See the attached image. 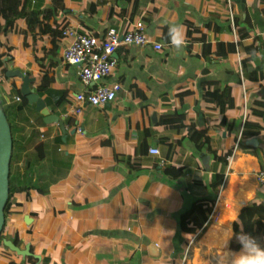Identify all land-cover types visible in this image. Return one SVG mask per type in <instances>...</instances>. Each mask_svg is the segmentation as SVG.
I'll return each instance as SVG.
<instances>
[{"label":"crops","instance_id":"crops-1","mask_svg":"<svg viewBox=\"0 0 264 264\" xmlns=\"http://www.w3.org/2000/svg\"><path fill=\"white\" fill-rule=\"evenodd\" d=\"M31 7L46 11V28L73 25L100 39L110 28L125 33L142 20L152 43L162 49L120 46L114 55L117 65L102 81L121 85L116 99L75 114L70 107L74 95L90 87L82 82L79 66L63 61L69 39L62 32L29 37L27 47L43 49L37 69L32 63L26 67L37 71L31 75L36 77L32 87L48 73L52 93L42 97L75 132L64 141L59 125L46 124L25 101L18 103H24L23 109L11 111L15 151L27 157L26 181L32 186L30 198L21 192L25 204L16 199L21 193L12 200V207L25 208L22 218L12 216L18 223L13 237L20 233L19 247L28 252L2 248L0 264H210L212 251L219 257L238 252L231 240L222 242L223 232L230 227L234 233L240 210L264 193L256 180L258 190H244L251 170L256 175L264 168V116L251 112L253 102L264 97V0H41ZM171 24L182 26L180 49L171 44ZM24 25L25 20L19 21L8 38L2 37L0 49L12 58L8 69L24 71L14 65L20 61L14 55ZM219 43L224 51L231 44L236 50L218 59ZM19 80L0 76L7 111L16 104L15 94H21ZM226 88L232 99L226 110L206 101V91ZM69 117H74L71 124ZM164 117L171 118L169 123ZM207 137L210 142L199 146ZM235 146L232 162L224 165L220 157L233 154ZM151 147L161 155L150 154ZM167 165L185 168V175L168 177ZM221 172L225 181L219 192L213 182ZM200 199L216 201L204 226L188 233L181 215ZM226 203L229 215L223 213ZM151 243L158 254L151 253ZM202 248L207 249L203 256Z\"/></svg>","mask_w":264,"mask_h":264},{"label":"trees","instance_id":"trees-1","mask_svg":"<svg viewBox=\"0 0 264 264\" xmlns=\"http://www.w3.org/2000/svg\"><path fill=\"white\" fill-rule=\"evenodd\" d=\"M33 1H41V0H0V48L3 45L2 37H9L10 34H12L16 28L17 24L21 20H25V25L23 28L20 29V33L24 38V42L28 44V39L30 36H32L33 39H37L38 35H45L47 33L51 35H58L61 34L64 25L60 26L57 29H51L50 27L46 28V25L43 24V18L42 14L46 13L40 8H32V2ZM223 43L218 44V48L216 50V56L218 59L227 57L230 52H234L236 50L235 45L231 44L228 47L229 51L223 50ZM9 56L7 53L2 52L0 49V76L8 78L6 75V71L8 70V61L4 62V57ZM39 59V58H38ZM40 62V60H38ZM41 66V63H40ZM43 68V67H42ZM43 70V69H42ZM43 72V71H42ZM41 72V73H42ZM30 76L31 73L26 72ZM264 76V75H263ZM262 76V77H263ZM40 85L37 86L36 91L41 95L44 96L46 93H52V89L50 88V78L48 73L46 72L42 76H40ZM231 90L230 88H226L225 91H219L218 89L212 92L206 91L204 96L206 101L212 102L215 104V106H219L221 111L226 110L227 105L232 104V99L230 98ZM25 101V100H24ZM22 102V100L20 101ZM1 103V101H0ZM61 105V102L58 104V106ZM24 108L23 104H14V108H11L9 114L12 110H21ZM251 112L253 114H257L260 116H264V97L261 100H256L251 105ZM170 117H164L163 122L169 123ZM9 120V119H8ZM74 117H69L67 119L68 124L73 123ZM10 122V121H9ZM45 124V123H44ZM13 133V143H14V150L13 155L11 157V163H12V171L10 173L9 177V199L5 205V220L8 216V213H11V207H12V199L17 193L25 192L27 197L30 198L31 196V187L28 185L27 181L24 179L25 177L22 176V173L20 172V168L18 170L19 163L17 162L19 156L17 152L15 151L16 147V137H14V131L12 124L10 123ZM260 128V127H259ZM205 132V130H202ZM195 133H201V131L195 130ZM245 136L255 135L250 134L249 132H244ZM61 139V138H60ZM210 142V138H204L203 141L199 142V146L204 145L206 143ZM246 148H250L252 146L246 145ZM230 153L229 155H231ZM220 157L221 160H223L224 165H228V156ZM10 163V164H11ZM17 168V170H16ZM14 171H16L17 180L16 183H13L14 181ZM185 168L183 167H176L174 165H167L165 168V175L172 179H179L183 175H185ZM18 181H20L18 185ZM26 181V183H25ZM225 181V173H217L215 175V180L213 182L214 186L220 190L222 189V186ZM260 199L261 197H264V193H260L259 195ZM253 200L247 205H245L239 212L237 218L235 219L233 223V230L235 234H239L241 231H243L246 234H251L254 237H257L260 239V242L262 246H264V199L260 200ZM216 199L206 200V199H200L193 203L190 209H188L186 212H184L181 215V227L184 231L188 233H196L198 230H200L204 224L207 222L209 218L210 212L213 210V205L215 204ZM6 225V221L4 224V228ZM4 229L2 231V234L0 235V246L4 245V240H11L14 245L19 246L22 242V236L20 233H17L15 237L7 238L3 234ZM231 246H234L236 249L240 250V244L236 240L235 236L231 239ZM8 249H10L8 246H6ZM4 248V247H2ZM1 248V250H2ZM13 251L12 249H10ZM8 264H15L14 261H11Z\"/></svg>","mask_w":264,"mask_h":264},{"label":"built area","instance_id":"built-area-1","mask_svg":"<svg viewBox=\"0 0 264 264\" xmlns=\"http://www.w3.org/2000/svg\"><path fill=\"white\" fill-rule=\"evenodd\" d=\"M62 35L69 39V43L62 54L63 61L69 65L79 66V76L82 82L90 87L87 91L74 95L70 107L75 114L82 113L88 105L105 107L116 99L121 85L119 83L103 84L102 81L112 74L117 65L118 60L114 54L120 46L135 45L144 47L152 44L155 49H162L160 43H152L146 30V24L142 20L135 22L133 27L125 33L119 32L116 28H110L103 39L95 35L82 34L73 25L64 26ZM15 100L20 102L22 95L15 96ZM151 148L157 149V153L154 155H161L158 147ZM233 157L234 153L228 156V163L232 162ZM255 180L260 188H264V168L257 171ZM223 213L227 215L231 213V207L228 203L224 205ZM197 237L198 235L195 239ZM195 239L191 241L190 246L195 243ZM214 241L217 242V240ZM209 256L212 260L210 264H216L213 259L218 256V253L214 254L212 251Z\"/></svg>","mask_w":264,"mask_h":264},{"label":"water","instance_id":"water-1","mask_svg":"<svg viewBox=\"0 0 264 264\" xmlns=\"http://www.w3.org/2000/svg\"><path fill=\"white\" fill-rule=\"evenodd\" d=\"M116 54V52H115ZM114 54V55H115ZM7 59H4L6 62ZM6 75L9 78L19 77L22 80L20 92L26 98L30 105H34L36 111L43 116L46 124H58L62 131V138L66 141L70 132L65 124V116H61L53 112L52 108L47 104L46 100L36 91L32 84L35 83L36 77L30 76L21 69H8ZM13 135L10 122L7 114L0 103V235L4 229L5 224V205L9 199V177L11 157L13 153ZM30 217L26 215L25 220L29 223ZM4 244L18 253L28 252L22 251L19 246L13 244L11 240H4ZM152 254H158V247L155 243L149 245Z\"/></svg>","mask_w":264,"mask_h":264},{"label":"rangeland","instance_id":"rangeland-1","mask_svg":"<svg viewBox=\"0 0 264 264\" xmlns=\"http://www.w3.org/2000/svg\"><path fill=\"white\" fill-rule=\"evenodd\" d=\"M17 37L20 39V44L21 45H20V51L19 52H16V54L14 55V57L15 58L18 57V59L20 61H14V65H17V64L18 65H22V67L24 68V72H28V73H31L32 75L33 74L36 75L37 74V71L36 70H34V69L27 70L26 67H31L30 66V63H32L33 64V67H35V69H37V64H36L37 63L36 62L37 61V56L40 57V58L42 57V51H43V49H41V48H35V47H33L34 45H32V48L30 47V45L27 47V44L24 42L23 36L21 34H17ZM29 47H30L31 50L27 51V48H29ZM5 59H7L8 62H10L12 60V58L10 56H6ZM38 68H39V65H38ZM21 82H22V80L20 78L19 83H21ZM18 95H19L18 93L15 94V96H18ZM15 96H14V99H13V103H16L15 105H17L18 103H21V102L15 100ZM24 100H25V103L29 104L28 101L26 100V98L22 95V102H24ZM0 101H1V105H2V108L4 109V111L7 110V107H6L5 102L2 99V97H0ZM5 112L7 114V117L9 119L10 123L12 124L13 131H14V137H15V134H16L15 119H13V114L12 113L9 114V112H7V111H5ZM12 135H13V133H12ZM238 149L239 148L237 146H235V148L232 150L234 152V154L237 152ZM13 150H14V146H13ZM246 152L247 153H251L253 151L250 150V149H247ZM54 154H56V153H54ZM39 157L41 158V156H39ZM26 160H27V157H24V159H23V158H21V155H19V158L17 160V162L20 165V166H18V170L20 168V172L22 173V176L25 177L24 178L25 180H26L27 171H28V166H27ZM29 160H31V166H32V162L34 163V160H32V158L29 159ZM37 160H38V162L40 164L43 163L42 160H40V159H37ZM50 163H51V160H50ZM243 168H244V165L241 166L240 169H243ZM16 170H17V168H16ZM11 171H12V163H11V166H10V173H11ZM251 171H252V174L248 175L245 178V180H247V183L244 186V190H246V191H256V190H258L257 189V185H255V174H253V170H251ZM31 174H32V178H33L34 172H29V178H31V176H30ZM15 179H17L16 171H14V181H13V183H16L17 180H15ZM236 179H238V178H236ZM248 181H250V182H248ZM238 182H240V181L238 180ZM19 183H20V181H18V185H19ZM25 183H26V181H25ZM248 183H250V186L248 185ZM262 189L264 190V188H262ZM241 194L246 195L245 196L246 199H248V197H250V195L248 193H245L242 190H241ZM16 197H17L16 199H19L23 204H25L26 199H27V197H25V193H21V194L17 195ZM24 209L25 208H23V205L20 207V206L16 205V203L13 204L11 213L10 214L8 213V216H7L6 220H5L6 221V225H5L3 234L7 238L8 237L12 238L15 235L16 225L18 224L16 222L12 221L13 220L12 216H15L16 218L18 217V219L19 218H22L23 212L25 211ZM9 216H10V219H9ZM2 247L7 248L6 246L2 245V246H0V251H1V248ZM206 250L207 249L202 248V250H201V255L202 256L204 255L205 252H207ZM217 257H219V256H217Z\"/></svg>","mask_w":264,"mask_h":264},{"label":"clouds","instance_id":"clouds-1","mask_svg":"<svg viewBox=\"0 0 264 264\" xmlns=\"http://www.w3.org/2000/svg\"><path fill=\"white\" fill-rule=\"evenodd\" d=\"M169 37L171 44L180 49L184 45V33L182 26L177 24H171L169 26ZM150 154L157 153V149L150 148ZM235 236L236 240L240 244V250L238 252L222 253L219 257L218 264H264V246H262L260 239L246 234L241 231L239 234L233 233L231 228L224 230L221 237L222 242L227 245L228 241Z\"/></svg>","mask_w":264,"mask_h":264}]
</instances>
